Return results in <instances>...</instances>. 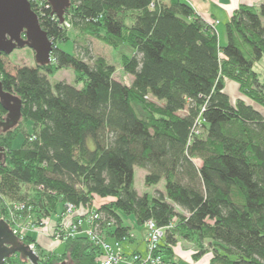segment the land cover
Here are the masks:
<instances>
[{"label":"trees","instance_id":"trees-1","mask_svg":"<svg viewBox=\"0 0 264 264\" xmlns=\"http://www.w3.org/2000/svg\"><path fill=\"white\" fill-rule=\"evenodd\" d=\"M260 1L234 12L221 46L216 21L185 0H70L63 24L43 0L37 14L54 42L52 63L10 74L0 56L3 89L22 103L19 124L0 135V219L17 202L39 223L67 204L92 208L99 197L109 200L93 210L106 238L132 239L125 216L138 226L153 220L165 229L158 253L167 264H181L179 240L194 244V257L212 250L210 264H264V115L226 92L230 80L264 109V79L254 69L264 59ZM65 24L114 50L130 47L121 64L131 84L115 79L103 57L60 48L70 41ZM66 68L75 84H52ZM135 167L146 170V186L164 180L165 193L139 194ZM101 253L88 238H71L62 254L40 250L39 264H98ZM11 263L31 264L20 254Z\"/></svg>","mask_w":264,"mask_h":264},{"label":"water","instance_id":"water-1","mask_svg":"<svg viewBox=\"0 0 264 264\" xmlns=\"http://www.w3.org/2000/svg\"><path fill=\"white\" fill-rule=\"evenodd\" d=\"M43 1V0H42ZM61 24L64 23L70 0H46ZM31 48L38 65L52 63L54 42L49 38L40 23L31 0H0V56L10 55L16 49ZM0 103L7 111L4 132L13 130L21 121V100L3 89L0 79ZM6 161V150L0 147V165ZM20 254L23 260L39 264L40 257L35 254L10 228L5 220L0 219V264L7 258Z\"/></svg>","mask_w":264,"mask_h":264},{"label":"rangeland","instance_id":"rangeland-1","mask_svg":"<svg viewBox=\"0 0 264 264\" xmlns=\"http://www.w3.org/2000/svg\"><path fill=\"white\" fill-rule=\"evenodd\" d=\"M65 27L67 29L70 41L67 43H60L59 44L60 48L64 49L65 51H68L69 53L76 52L89 60L96 56L103 57L104 59H106L108 63L115 66L116 68L115 79H117L118 81H121L122 83L126 85L131 84L133 79L130 75L124 72L122 64H121L123 55H128L129 57L133 56L134 51L130 47L125 45L117 50H114L111 47L103 44L102 42L96 39L83 36L82 34H80V32L70 27L69 24H65ZM3 62L5 64L6 71L9 72L10 74H15L17 68L20 66H23V65H27L30 67L35 66L37 64V59H36L34 51L29 47H25L23 49H16L10 55L3 56ZM254 69L264 79V59L258 62L255 65ZM49 80L52 84H55L61 81L67 82L69 84H75L76 76L72 68H66V69L59 71L56 75L50 76ZM231 85L233 87H231ZM226 92L229 95L231 102L233 104H235L239 99L245 100V102L251 103L256 109L261 111L264 115V109L262 107H259L257 104L251 102V100H249L248 98L242 95L239 85L235 84L234 82L230 80H227L226 81ZM21 127L25 128V125L22 124ZM26 128L27 130H31L30 129L32 128L31 124L26 125ZM23 142H24V134L21 133L14 142V148L15 149L20 148ZM90 146L92 148L94 147L93 142H90ZM197 163L200 164L199 161H197ZM145 175H146L145 169H142L140 167H135V188L137 189L139 194L141 195L148 194L150 198H152L157 194V192L165 193V181L164 180L161 181L157 185L146 186L144 182ZM101 202L107 203L108 200L101 201L99 197L95 198L94 208L99 207ZM60 209L61 208H59V211L57 214L59 216L62 213V210ZM5 215L6 214H3V216ZM57 215H53L51 218H48L49 229H51L50 223L52 219H55ZM124 220L127 225H129L130 222L132 224H134L135 222L134 218L131 216L130 217L125 216ZM141 234L142 233H140V235ZM206 247H208V242L206 243ZM37 249L39 252L40 248L37 247ZM64 251H65V247H62L60 249V253ZM195 252H196V248L194 244L186 242L184 240H179L178 245L176 246V260L175 261L181 264H210L211 258L213 256L212 250L200 257H194L193 255ZM55 254H59V253H55Z\"/></svg>","mask_w":264,"mask_h":264},{"label":"built area","instance_id":"built-area-1","mask_svg":"<svg viewBox=\"0 0 264 264\" xmlns=\"http://www.w3.org/2000/svg\"><path fill=\"white\" fill-rule=\"evenodd\" d=\"M36 12L41 13L42 0H31ZM50 7V6H49ZM218 24V22H216ZM9 205V204H8ZM77 208L73 204H67L61 218L52 230L49 229L48 219L36 223L31 219V206L25 202H17L7 207V213L2 217L10 225L15 234L24 241L30 235L46 234L59 243L68 239L86 237L101 249L98 264H167L162 255L158 253L160 244L165 236V229L160 228L155 221L150 220L143 226L144 242L146 244L145 255L141 253L127 254L123 242L117 240L111 242L104 235L100 221L101 215L97 212H89L85 215H76ZM50 234V235H49ZM134 235L131 234V238ZM39 256L37 243L27 245Z\"/></svg>","mask_w":264,"mask_h":264},{"label":"crops","instance_id":"crops-1","mask_svg":"<svg viewBox=\"0 0 264 264\" xmlns=\"http://www.w3.org/2000/svg\"><path fill=\"white\" fill-rule=\"evenodd\" d=\"M189 3L195 12L203 17L206 21L213 22L216 21L218 24L216 25V29L219 36V42L221 46H225L227 43V35H226V24L233 16L234 12L242 5L246 6H257L259 7L261 4L260 0H185ZM233 85V84H232ZM231 85V87H233ZM101 201H103L101 199ZM109 201V200H108ZM106 202H101L100 206L105 204ZM99 206V207H100ZM98 208V207H97ZM94 204L92 208H78L76 211V215H85L94 209ZM62 214V213H61ZM61 215H57L55 219H52L50 223V227L52 230L56 223L60 220ZM131 221V220H130ZM129 225L133 226L132 234L134 237L123 242V247L127 254L132 253H141L145 255L146 253V244L144 242V231L143 226H138L135 222L132 224L131 222ZM142 233L140 235V233ZM36 238L37 246H39L40 250L45 253H60V249L65 247L64 243H58L50 238L46 234H37L34 235ZM109 241L113 242L116 239L112 237L107 238ZM176 252V248H175Z\"/></svg>","mask_w":264,"mask_h":264},{"label":"flooded vegetation","instance_id":"flooded-vegetation-1","mask_svg":"<svg viewBox=\"0 0 264 264\" xmlns=\"http://www.w3.org/2000/svg\"><path fill=\"white\" fill-rule=\"evenodd\" d=\"M6 116H7V115H6ZM5 119H6V117H5L3 120L0 119V135H1L2 133H5V132H4V128H5V127H4V125H3V124H4L3 122L5 121Z\"/></svg>","mask_w":264,"mask_h":264}]
</instances>
